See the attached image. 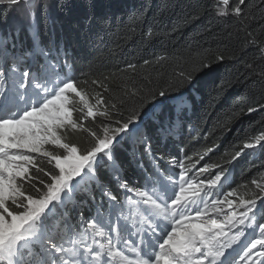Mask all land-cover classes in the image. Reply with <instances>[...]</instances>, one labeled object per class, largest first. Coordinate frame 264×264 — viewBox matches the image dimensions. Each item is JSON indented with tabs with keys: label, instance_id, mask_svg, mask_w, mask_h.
I'll use <instances>...</instances> for the list:
<instances>
[{
	"label": "snow or ice",
	"instance_id": "1",
	"mask_svg": "<svg viewBox=\"0 0 264 264\" xmlns=\"http://www.w3.org/2000/svg\"><path fill=\"white\" fill-rule=\"evenodd\" d=\"M20 3L29 8L31 47H18V33L0 38V264H264V178L251 181L250 198L235 189L223 192L229 182L224 169L199 179L218 165L189 175L183 161L165 160L152 147L150 124L158 143L173 136L177 124L165 126L150 114L169 92L196 89L225 57L210 59L206 50L173 57L183 64L163 84L145 77L125 85L121 97L105 98L70 74L63 40L53 37L47 46L39 41L37 10L51 20L48 0H0L6 7ZM212 8L218 17L237 18L247 42L259 44L264 56V0H214ZM252 9L262 10L259 41L244 23L256 18ZM146 35H153L151 29ZM257 75L264 83V68ZM229 86L226 78L214 82L212 100ZM183 96L173 97L176 110L186 108ZM256 111L239 107L228 118ZM77 131L89 138L83 147L70 140ZM126 142L128 162L144 173L143 185L123 177L115 152ZM257 146L264 148V132L231 160ZM212 151L207 148L199 160ZM101 169L108 170L106 180ZM85 208H95L87 219Z\"/></svg>",
	"mask_w": 264,
	"mask_h": 264
},
{
	"label": "trees",
	"instance_id": "2",
	"mask_svg": "<svg viewBox=\"0 0 264 264\" xmlns=\"http://www.w3.org/2000/svg\"><path fill=\"white\" fill-rule=\"evenodd\" d=\"M54 1L55 18L51 16L52 19L46 21L40 17L39 41L47 46L53 37L57 41L63 40L68 61L73 65L70 74L80 82V87L90 93L99 91L105 98L121 97L125 85L133 81L139 83L145 77L154 85L163 84L173 69L178 72L183 64L180 60L173 61V57L205 50L210 59L216 55L225 57L224 61L214 64L211 76L199 79L196 89L182 87L179 91L169 92L167 101L158 107L159 112L151 114V118L165 126L172 121L177 124L175 134L159 143L155 128L150 124L154 136L152 147L165 160L183 161L191 169L189 175L206 165H218L200 173L199 179L211 178L224 169L229 182L222 191L235 189L250 198L247 194L254 190L251 181L264 178V148L245 149L234 161L231 157L245 142L264 132V83L257 75L264 68V56L258 51L259 44L247 42L239 20L216 16L212 8L214 0ZM253 3L259 4V0H253ZM252 12L256 18H249L244 23L259 41L262 10L252 9ZM176 26L178 29L172 31ZM149 29L153 33L151 37L146 35ZM22 30L14 32L18 33L15 42L21 47L23 41L24 47L30 48L31 45L26 43L31 42L29 35L25 28ZM160 56L168 59L157 64ZM145 60L149 63L145 64ZM129 64L136 65V68H129ZM249 64L252 68L248 67ZM221 78L228 79L230 86L218 99L212 100L214 82ZM94 80L103 83L110 91L104 92L92 83ZM182 93L186 108L176 110L178 102L173 97ZM239 107H254L257 111L229 119L231 112ZM87 126L91 127V124ZM70 140L83 147L89 138L86 133L77 131L70 135ZM207 148L213 151L199 160ZM128 149L126 142L115 152L124 169L123 177L130 185H143L144 173L128 162ZM145 168L150 169L147 161ZM99 175L106 180L108 170L101 169ZM96 198L99 201V192ZM120 199H123L122 194ZM94 212L95 208L91 212L85 208L84 218Z\"/></svg>",
	"mask_w": 264,
	"mask_h": 264
},
{
	"label": "rangeland",
	"instance_id": "3",
	"mask_svg": "<svg viewBox=\"0 0 264 264\" xmlns=\"http://www.w3.org/2000/svg\"><path fill=\"white\" fill-rule=\"evenodd\" d=\"M48 4H49L50 15L53 17L57 12L55 1L48 0ZM3 17H6L4 23L1 22ZM40 17L41 15L39 13V10H37V22L40 19ZM54 18L55 16L53 17V19ZM29 22H30L29 8L26 4L20 3L15 6H7V7L0 5V38L4 37V35H8L11 32H16V30H22L23 28L26 29L25 32L28 33L29 37L31 38L29 34L30 32ZM159 110L160 108H156L154 112L155 111L158 112ZM225 210L228 211V209Z\"/></svg>",
	"mask_w": 264,
	"mask_h": 264
},
{
	"label": "water",
	"instance_id": "4",
	"mask_svg": "<svg viewBox=\"0 0 264 264\" xmlns=\"http://www.w3.org/2000/svg\"><path fill=\"white\" fill-rule=\"evenodd\" d=\"M166 101H167V100H166ZM166 101H165V102H166ZM150 115H151V114H150ZM151 116H152V115H151Z\"/></svg>",
	"mask_w": 264,
	"mask_h": 264
}]
</instances>
